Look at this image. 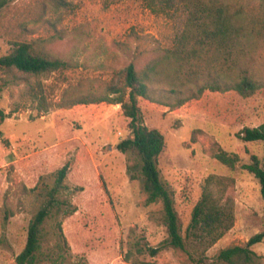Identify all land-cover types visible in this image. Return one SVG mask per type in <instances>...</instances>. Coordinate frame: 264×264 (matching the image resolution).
<instances>
[{"label": "rangeland", "instance_id": "1", "mask_svg": "<svg viewBox=\"0 0 264 264\" xmlns=\"http://www.w3.org/2000/svg\"><path fill=\"white\" fill-rule=\"evenodd\" d=\"M69 1L67 9L54 12L43 11L39 0H0V57L13 41L41 39L47 53L68 63L67 69L29 78L0 71V109L7 114L0 121V264H17L30 222L50 195L61 205L46 225L45 251L60 242L61 227L67 239L62 264H220L222 249L245 246L264 230L261 185L245 168L254 156L264 162V143L239 137L264 124V93L243 99L236 92L208 91L184 105L165 94H158L163 102L140 101L145 125L165 137L158 167L174 194L183 235L206 180H234L228 194L235 225L199 263L167 244L162 205L146 204L144 180L130 170L133 153L117 148L132 137L121 105L69 104L100 97L115 70L132 62L141 69L156 49L172 47L184 17L154 13L142 0ZM256 58V68L264 70V47ZM220 149L240 157L236 168L217 160ZM150 248L161 251L153 255ZM252 249L264 264V241Z\"/></svg>", "mask_w": 264, "mask_h": 264}, {"label": "trees", "instance_id": "2", "mask_svg": "<svg viewBox=\"0 0 264 264\" xmlns=\"http://www.w3.org/2000/svg\"><path fill=\"white\" fill-rule=\"evenodd\" d=\"M142 1L154 13L171 15L174 12L184 17L183 30L174 45L156 49L154 57L141 69L132 62L115 70L100 97H83L69 104L121 105L125 117L130 120L132 137L120 142L117 148L123 153H133L135 163L130 170L136 171L144 180L146 204L162 205L160 220L168 229L167 244L203 263L208 250L235 225V203L228 194L234 180L218 176H210L206 180L202 197L193 210L186 235H183L174 194L163 182L158 167L165 137L159 130L145 125L140 101L163 102L160 96L165 94L168 99H176L179 105H184L201 99L208 91L221 94L236 92L243 99L264 93V70L256 68V56L264 47V0H260L258 9L236 0ZM39 3L43 11L52 9L54 12L71 5L69 0H39ZM12 46L7 55L0 57V71L12 78L22 75L37 77L68 67L66 61L47 53L46 43L41 39H19L13 41ZM30 90L31 93L36 92L35 87ZM6 117L5 111L0 109V121ZM239 137L245 142L264 143V124L244 129ZM215 156L232 169L240 162L237 154H229L223 149ZM245 168L259 180L264 201V162L254 156L253 163ZM67 170L68 166L59 171V183L65 179ZM60 205L50 195L48 203L34 215L29 225L27 244L17 257V264H41L45 258L50 264L64 263L66 258L62 245L67 246V239L61 227L60 242L50 249L49 255L45 251V243L50 236L46 225ZM263 241L264 230L245 246L232 245L222 249L217 260L220 264H261L262 256L252 247ZM149 250L153 255L161 251L160 248Z\"/></svg>", "mask_w": 264, "mask_h": 264}]
</instances>
